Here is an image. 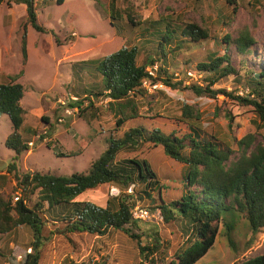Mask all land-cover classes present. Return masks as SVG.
<instances>
[{
  "label": "trees",
  "instance_id": "trees-1",
  "mask_svg": "<svg viewBox=\"0 0 264 264\" xmlns=\"http://www.w3.org/2000/svg\"><path fill=\"white\" fill-rule=\"evenodd\" d=\"M225 1L231 6V11L219 18L213 15V26L216 28H228L237 12L235 0ZM1 2L8 6L12 3L25 4L29 24L38 32L45 31L37 22L35 0ZM53 2L60 5L64 0ZM109 6V17L113 19L110 25L124 38L123 45L107 56L71 63L72 75L77 81L71 92L76 98L74 103L88 101L78 115L89 125L97 122L101 107L95 105L90 97L101 96L109 98L106 108L115 116L116 128L108 139V146L91 163L87 172L58 175L27 171L17 174V163L22 153L29 149L30 142L21 136L20 131L29 134L35 131L24 126V109L20 104L24 89L22 84L16 82L18 74L0 82V115H7L12 126L4 141V145L13 151L6 172L15 179L19 190L14 201L10 195L5 196L0 192V234L26 227L32 237V252L20 250L22 252L17 254L15 251L0 254L8 264H39L41 249L49 235L54 233L50 225L64 234L102 236L110 230L120 231L137 246L140 256L137 264H158L157 253L163 252L161 240L155 232L153 242L142 243L145 230L139 225L141 220L132 216L131 210L135 206L129 200L132 195L125 193V189L131 185L135 196L147 204L148 210L160 213L172 237L176 240L185 237L189 242L183 250L175 252L166 264H196L214 245L221 230H224L230 249L234 251L231 232L235 221L227 218L228 212L242 216L252 234L264 228V144L258 143L248 150L253 140L247 135L239 141L244 146L232 160L233 151L215 135L206 132L193 105L181 104L180 114L161 116L167 119V124L146 122L138 111V96L147 94L144 82L152 87L157 84L170 88L182 86L184 82L178 78V74L170 72L176 54L184 47L187 49L213 37L217 31L211 33L209 28L188 22L181 13L174 11L159 14L158 18L141 20L138 14L133 13L131 5V8L123 10L126 21H122V11L116 8L115 0H110ZM132 35H136L137 40L128 46ZM222 43L225 47L219 53H208L206 60L196 63L194 68L195 72L201 74L200 82H191L182 88L193 91L197 96L215 98L223 95L241 105L251 106L250 113L254 116L252 123L264 140V43L255 50L256 40L247 28L238 30L234 36L226 32ZM20 46L24 59L25 32ZM231 46L242 56L237 65L229 52ZM143 52L145 60L138 64V56ZM147 68L152 69L151 74ZM85 73L91 74L89 76L93 81L84 87L80 80ZM231 75L238 83L240 77L243 78L241 95L237 94V90L232 92L213 87L220 79ZM43 121L47 122L46 119ZM63 125L74 138L77 137L69 124ZM40 137L44 138L42 135ZM245 139L248 141L244 142ZM144 144L160 146L167 157L182 166V170L158 174L156 164L136 154L117 158L121 151H136ZM46 146L57 157L67 156L60 151L57 140H47ZM168 180L181 183L180 192L170 193V188L161 184V181ZM110 184L123 192L120 196L108 197L104 207L81 199L88 192H95ZM154 191L156 197L151 194ZM55 209H60V213L50 223L47 214ZM133 229H137V232ZM233 264H264V253Z\"/></svg>",
  "mask_w": 264,
  "mask_h": 264
},
{
  "label": "rangeland",
  "instance_id": "rangeland-1",
  "mask_svg": "<svg viewBox=\"0 0 264 264\" xmlns=\"http://www.w3.org/2000/svg\"><path fill=\"white\" fill-rule=\"evenodd\" d=\"M53 1L35 0L37 22L44 27L43 32L36 31L29 24L25 4L12 3L8 6L5 2L0 3V82L18 74L16 82L22 84L24 89V96L20 101L24 109V126L36 132L29 134L27 131H20L21 136L30 142L29 149L22 153L17 163L18 175L27 171L52 172L58 175L85 173L91 163L104 152L108 139L116 128L115 116L106 108L109 98L90 97L101 108L97 122L89 125L78 115V111L88 101L76 104V98L71 93L72 86L77 83L72 75V62L104 57L123 45L124 38L110 25V21L113 22L109 17L110 0H64L60 5ZM235 1L238 5L237 12L230 26H223L221 29L213 26V15L219 18L222 14H230L231 6L225 0H115V6L122 11V21H126L123 10L132 6L133 13L138 14L141 20L148 17L158 18L159 14L165 15L174 11L181 13L188 22L209 28L211 33L217 31L216 35H212L214 38L210 37L187 49L184 47L176 54L170 72H176L178 78L183 80V85H188L191 82H200L201 74L195 72L194 68L196 63L206 60L208 53H219L225 47L222 37L226 32L234 36L238 30L247 28L256 40L255 50L264 43V0ZM50 3L52 4L49 5ZM23 32L26 41L24 59L20 46ZM136 40L137 36L132 35L128 46L133 45ZM229 52L233 63L237 65L242 56L232 46ZM145 57L144 52L139 55L138 64L144 62ZM239 72L242 76L243 69ZM89 75L91 74H82L80 82L84 87L93 81ZM233 77H224L213 87L232 92L237 90V94L241 95L243 90L240 88H243L244 80L240 77L238 83ZM182 86L170 88L157 84L152 87L146 82L147 94L138 96V111L144 121L167 124V119H162L161 116L172 117L180 114L179 105L189 104L197 109L206 132L215 135L233 151L232 160L244 146L239 141L247 135L253 140L248 150L258 143L264 144L252 123L254 116L250 113L251 106L241 105L223 95L215 98L197 96ZM64 123L74 129L76 138L67 131ZM11 131L8 116L0 115V192L5 196L10 195L14 201L19 192L16 188L17 182L6 172L13 151L4 145L5 138ZM49 139L57 140L61 146L60 151L67 156H55L52 149L46 146ZM247 141L248 139L244 140ZM136 149L129 153L123 150L118 153L117 158L136 154L156 164L158 174L182 170V166L167 157L160 146L144 144ZM74 153L77 155L70 156ZM161 184L169 187L170 193H178L182 189L181 183L175 184L170 180L161 181ZM133 191L132 189L128 192V188L125 189L128 196L132 195L129 200L147 209V204L138 200ZM122 192L119 187L110 184L95 192H88L81 199L104 207L108 197L120 196ZM151 194L156 197V191ZM148 212L150 218L139 221L146 234L142 237V243L153 242L152 235L156 232L163 250L162 253H157L156 259L158 264H166L175 252L183 250L189 242L185 237L180 240L172 237L157 210ZM58 213L60 209L47 214L50 223L58 217ZM227 218L235 221L231 232L235 250L230 249L224 230H221L214 245L196 264H233L264 253V228L252 234L247 222L239 214L228 212ZM50 226L54 233L49 235L41 249L42 258L39 264H137L140 259L135 243L120 231L110 230L102 236H91L85 233L64 234L58 229L55 230V226ZM133 230L137 232V229ZM31 240V233L26 227L17 228L9 234H0V254L6 255L11 251L17 254L23 250L32 252ZM0 264H8L1 255Z\"/></svg>",
  "mask_w": 264,
  "mask_h": 264
},
{
  "label": "built area",
  "instance_id": "built-area-1",
  "mask_svg": "<svg viewBox=\"0 0 264 264\" xmlns=\"http://www.w3.org/2000/svg\"><path fill=\"white\" fill-rule=\"evenodd\" d=\"M155 67L156 66H154L153 68H155ZM147 70L149 71L150 74L152 73V69L151 68H147ZM188 73H189V75H192L191 77H194L193 74H191L190 72H188ZM145 84H146V82H144V85ZM154 86H156V85H154ZM132 189H133V185L128 187V192H131ZM17 197H18V195H16L14 197V200H16ZM131 213H132L133 218L138 219V220H146V219L150 218V214H149L148 210L147 209H143V208H141V207H139L137 205H135L133 207V209L131 210Z\"/></svg>",
  "mask_w": 264,
  "mask_h": 264
}]
</instances>
